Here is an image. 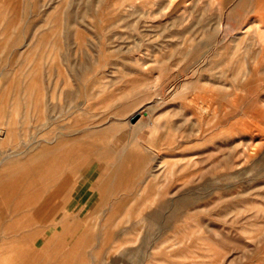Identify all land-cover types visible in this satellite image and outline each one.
Returning a JSON list of instances; mask_svg holds the SVG:
<instances>
[{
    "label": "rangeland",
    "instance_id": "1",
    "mask_svg": "<svg viewBox=\"0 0 264 264\" xmlns=\"http://www.w3.org/2000/svg\"><path fill=\"white\" fill-rule=\"evenodd\" d=\"M0 189L10 264H264V0H0Z\"/></svg>",
    "mask_w": 264,
    "mask_h": 264
},
{
    "label": "crops",
    "instance_id": "2",
    "mask_svg": "<svg viewBox=\"0 0 264 264\" xmlns=\"http://www.w3.org/2000/svg\"><path fill=\"white\" fill-rule=\"evenodd\" d=\"M3 236H4V228H3V225H0V264H8L11 262L23 263L21 255H19L15 259L13 256H10V255H9V257L6 256L7 244L5 243ZM10 259H14V260H10ZM16 259H19V260H16ZM27 260L33 261L31 256H30V259H27ZM117 264H134V263L132 262V260H130V258H128V259L125 258L124 260L122 259L121 262L120 261L117 262Z\"/></svg>",
    "mask_w": 264,
    "mask_h": 264
},
{
    "label": "water",
    "instance_id": "3",
    "mask_svg": "<svg viewBox=\"0 0 264 264\" xmlns=\"http://www.w3.org/2000/svg\"><path fill=\"white\" fill-rule=\"evenodd\" d=\"M140 117V113H136V115H134L133 117H131L129 119V124H134L136 122V120H138V118Z\"/></svg>",
    "mask_w": 264,
    "mask_h": 264
},
{
    "label": "bare ground",
    "instance_id": "4",
    "mask_svg": "<svg viewBox=\"0 0 264 264\" xmlns=\"http://www.w3.org/2000/svg\"><path fill=\"white\" fill-rule=\"evenodd\" d=\"M28 151V150H27ZM26 151V152H27ZM5 165V164H4ZM2 166V165H1ZM8 166V165H7ZM21 166H23V165H21ZM23 171V170H22ZM26 171H28V168H27V170ZM24 172V171H23ZM27 186V185H26ZM5 193V192H4ZM11 193V192H10ZM0 195H1V189H0ZM27 196V195H26ZM30 197V196H29ZM7 257H9L8 255H7ZM8 261V260H7ZM8 264H10V263H8Z\"/></svg>",
    "mask_w": 264,
    "mask_h": 264
}]
</instances>
